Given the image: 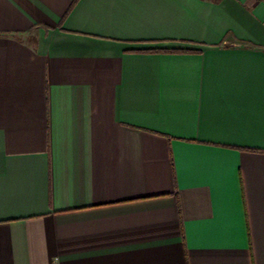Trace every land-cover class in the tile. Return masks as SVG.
I'll return each instance as SVG.
<instances>
[{"label":"crops","instance_id":"0c3cea01","mask_svg":"<svg viewBox=\"0 0 264 264\" xmlns=\"http://www.w3.org/2000/svg\"><path fill=\"white\" fill-rule=\"evenodd\" d=\"M0 264H264V0H0Z\"/></svg>","mask_w":264,"mask_h":264}]
</instances>
